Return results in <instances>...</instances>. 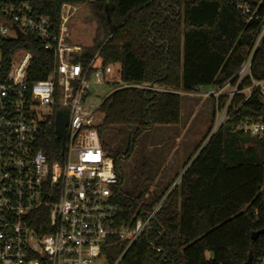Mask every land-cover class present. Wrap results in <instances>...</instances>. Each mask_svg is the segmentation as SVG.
Returning <instances> with one entry per match:
<instances>
[{"label": "trees", "instance_id": "1", "mask_svg": "<svg viewBox=\"0 0 264 264\" xmlns=\"http://www.w3.org/2000/svg\"><path fill=\"white\" fill-rule=\"evenodd\" d=\"M26 1L54 27L64 4L89 5L101 20L93 46L83 48L76 60L87 64L99 52L103 67L118 70L119 81L101 105L99 133L122 181L121 162L130 159L138 137L152 127L180 125L182 93L236 84L264 22V0ZM18 48L34 55L30 80L46 79L53 57L41 41H6L5 56ZM251 79H264V41L241 88ZM244 98L233 102L228 121L185 164L179 184L120 264H244L250 251L253 264L262 263L264 235L253 241L252 234L264 229V137L235 127L248 119L264 122V105L258 93ZM123 129L132 131L128 145L113 148L109 133L124 134ZM153 185L145 179L136 181L132 193L116 190L117 228L146 219L172 188L157 184L151 191ZM112 242L108 264H115L124 249Z\"/></svg>", "mask_w": 264, "mask_h": 264}, {"label": "built area", "instance_id": "2", "mask_svg": "<svg viewBox=\"0 0 264 264\" xmlns=\"http://www.w3.org/2000/svg\"><path fill=\"white\" fill-rule=\"evenodd\" d=\"M78 7L64 4L59 26L54 27L29 1L0 0V264H108L113 239L124 247L115 263L120 264L177 186L146 219L117 228L116 190L122 192L123 181L99 133L105 98L94 100L91 90L93 85L113 83L114 69L102 66L99 52L87 64L76 60L83 48L72 42L68 25ZM32 38L53 57L51 73L43 80H30V50L18 48L5 56L6 41ZM263 41L264 22L236 84L208 94L226 101L210 138L228 121L240 95L245 102L258 93L264 105V79H251L241 88ZM227 86L233 90L226 96ZM235 130L262 139L264 122L244 120Z\"/></svg>", "mask_w": 264, "mask_h": 264}, {"label": "rangeland", "instance_id": "3", "mask_svg": "<svg viewBox=\"0 0 264 264\" xmlns=\"http://www.w3.org/2000/svg\"><path fill=\"white\" fill-rule=\"evenodd\" d=\"M100 21L89 5H79L68 25L72 42L81 48L92 47ZM117 71L115 68L111 78L113 83L93 85L91 90L94 100L101 102L113 92L114 82L119 81ZM217 89L201 88L194 93H182L180 125L156 126L137 138L132 156L129 160L121 162L123 190L132 193L136 181L143 182L145 179L153 180L154 185L151 191H155L154 187L157 184H161L163 188L169 184L172 187L179 184L185 164L193 155L197 156L207 144L215 125L224 113L226 101L221 99L218 102L216 97H208L210 92L217 93ZM232 90L231 86H227L223 94L227 96ZM123 130L124 134H121L119 130L109 133L113 148L128 145L132 131ZM144 165L147 169L145 172H143ZM141 172L142 176L139 175ZM136 177L137 180H135ZM105 262V258L102 257L101 263Z\"/></svg>", "mask_w": 264, "mask_h": 264}, {"label": "water", "instance_id": "4", "mask_svg": "<svg viewBox=\"0 0 264 264\" xmlns=\"http://www.w3.org/2000/svg\"><path fill=\"white\" fill-rule=\"evenodd\" d=\"M116 31V29L113 30V33ZM19 39H22L23 38V34L19 33L18 35ZM153 128V127H152ZM151 128V129H152ZM264 235V229L258 231V232H255L252 234V240L253 241H256L259 239L260 236ZM244 264H253V252L250 251V254H249V258L248 260L244 263Z\"/></svg>", "mask_w": 264, "mask_h": 264}]
</instances>
